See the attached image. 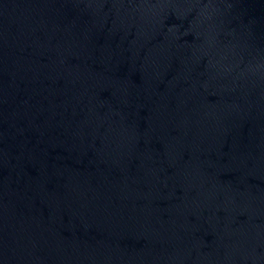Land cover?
Wrapping results in <instances>:
<instances>
[{"label":"water","instance_id":"95a60500","mask_svg":"<svg viewBox=\"0 0 264 264\" xmlns=\"http://www.w3.org/2000/svg\"><path fill=\"white\" fill-rule=\"evenodd\" d=\"M0 264H264V0H0Z\"/></svg>","mask_w":264,"mask_h":264}]
</instances>
